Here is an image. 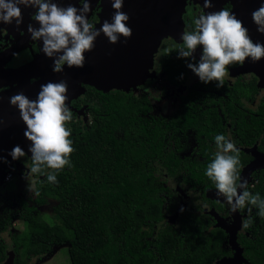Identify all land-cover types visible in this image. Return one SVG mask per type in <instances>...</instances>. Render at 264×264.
Here are the masks:
<instances>
[{
  "label": "trees",
  "instance_id": "16d2710c",
  "mask_svg": "<svg viewBox=\"0 0 264 264\" xmlns=\"http://www.w3.org/2000/svg\"><path fill=\"white\" fill-rule=\"evenodd\" d=\"M178 50L177 46L163 56L167 78L174 85L186 70V59L178 58ZM85 90L90 127L82 132L74 120L67 125L75 148L72 166L59 172L56 184L48 183L46 176H34L39 195L30 192L37 206L55 202L56 222H44L26 201L13 199L8 201L10 214L0 220V233L18 219L23 231L12 239L16 250L41 256L67 244L69 264H214L228 256L226 233L214 228L198 206L180 212L174 226L165 221V215L177 208L175 187L206 202L205 193L216 189L205 172L217 148L214 132L219 131L200 132L203 159L191 161L179 156L180 134L195 127L189 109L156 117L143 96L101 93L89 86ZM248 254L250 264H255V256Z\"/></svg>",
  "mask_w": 264,
  "mask_h": 264
},
{
  "label": "clouds",
  "instance_id": "9594fccd",
  "mask_svg": "<svg viewBox=\"0 0 264 264\" xmlns=\"http://www.w3.org/2000/svg\"><path fill=\"white\" fill-rule=\"evenodd\" d=\"M109 2L114 14L111 21L104 20L99 29L88 18L92 12L91 0H79V8L73 4L61 7L54 0H0V23L11 25L15 22L19 28L23 24L21 6L34 8L31 20L39 27L29 23L27 32L32 41H42V52L53 60V72L62 73L65 65L70 69L83 68L84 54L93 50L101 34L113 45L120 37L125 42L131 38L129 16L122 11L124 0ZM212 6V0H204V8ZM252 20L258 33L264 34V3L252 12ZM194 24V31L182 34L178 58L194 60L196 49L202 46L199 62L188 63L187 67L204 84L217 82L218 87L223 86L228 66L243 63L248 58L253 61L264 58V44L254 42L243 22L227 8L202 13ZM67 93L66 81H49L40 86L35 100L23 92L9 98L11 106L18 108L27 128L24 136L31 142V163L25 165L28 169L25 177L31 180L29 192L36 190L37 181L33 176H46L48 183L56 184L59 172L72 166L70 157L75 148L67 125L73 120V113L67 104ZM214 140L218 150L207 165L205 175L215 183L217 196L224 197L233 213L250 205L258 209V216L264 217V199L259 193L250 192L247 180L240 176L242 165L236 144L224 134L216 135ZM10 155L17 160L26 154L20 146H15ZM36 194L39 195L38 190ZM252 207H248V217L241 221L242 229L253 223Z\"/></svg>",
  "mask_w": 264,
  "mask_h": 264
},
{
  "label": "flooded vegetation",
  "instance_id": "af4514ba",
  "mask_svg": "<svg viewBox=\"0 0 264 264\" xmlns=\"http://www.w3.org/2000/svg\"><path fill=\"white\" fill-rule=\"evenodd\" d=\"M232 1L222 0V3H220L212 0L213 6L211 8H204V0H185L182 13L184 32L195 30L194 20L202 13L217 12L227 8L229 11L234 12L236 17L243 22L254 42L264 44V34L258 33L257 26L252 20V12L258 9L261 3H264V0ZM233 3L236 6H234ZM98 8L97 6L89 17L90 21L95 25L98 23ZM34 13L35 9L33 8L32 12L28 13L26 16L23 24L12 33H8L7 31L0 32V53L10 48L28 33V24L35 23L31 20V16ZM165 42H167V45L163 47V44H161L154 58V79L147 80L142 86L143 91L138 95L134 93L136 92L135 90H130L126 94L145 97L151 108V114L156 117H168L182 107L191 111L192 118L196 121L195 127L188 129L185 135L184 133L180 134V157L187 158L191 161H201L203 159L198 148V141L203 139L200 132L204 129H216L219 132H214L215 135L224 134L230 137L240 151V161L242 165L240 168V175L251 163L259 162L257 165H260V168L253 171L250 175L251 181L248 184V190L253 194L259 193L261 198L264 199V163L261 161V157L264 154V58L258 61H253L251 58H248L243 63H235L228 66V75L224 78L223 86L218 87L217 82L208 84L202 83L187 67L188 63L199 62L202 49L197 48L194 53V60L186 59V70L177 78L178 85H174L171 84L167 78L163 56L183 42L175 44L171 39H167ZM30 45L31 49L17 53L5 65L4 70L19 69L30 63L33 57L39 53L38 41H32ZM36 81L38 80L32 79L30 82L34 83ZM16 87H18V84L3 87L0 89V93ZM82 96L83 95L72 100L70 102V107L72 108L73 120L79 123L81 131L84 132V130H87L91 125V115L88 105L83 103L84 98ZM160 97H172V102L167 113L162 112L163 109L161 108L162 102L160 103ZM189 138L192 139L193 144L187 151V140H189ZM209 143L212 144L213 142L209 141ZM217 150V148H213L212 152L216 153ZM26 162V156L15 160L13 169H16V164H19V167H21L20 171L25 176V173L28 171L25 167ZM14 173L16 172L14 171ZM32 179H34V176ZM14 180H17V177L13 175L9 182H14ZM4 188L5 187L0 189L1 198L7 194L6 188ZM177 188L178 187H175L174 191L176 192V210H179L184 201V197L178 192ZM182 190L187 197H189V203L185 210L188 207L198 206L200 208V214L207 215L209 217L208 221L214 222V228H216L217 220L211 212L216 214L220 219L225 220L228 224L232 222V211L225 199L219 201L217 199L206 198L208 192L217 193V189L208 190L205 193L204 198L207 202L202 199L200 195L186 188ZM8 201L10 200L5 199L2 201L3 205L0 207V220L5 218V213L10 214L12 210L8 205ZM248 207L252 206L246 205L244 209L237 211L240 222V229L236 237L237 244L242 250V255L246 261L243 264H250L246 257L248 253L255 256V264H264V217L258 216V209L252 207L251 217L253 223L251 227L242 229L241 221L248 217ZM176 210L174 213L165 215L166 222H172L170 219L176 213ZM14 220L15 218L9 221L10 225ZM174 223L175 224L171 223V225H176V220H174ZM2 234L4 233H0V243H3L4 249L0 250V264H11L10 262H12V264H41L44 258L50 259L54 257V255H52L53 249L49 253L41 256H27V254L22 253L21 249L16 250L14 243H12L11 246L5 243ZM16 237H18V235H16L14 239ZM226 244L229 249V255L225 256V258H231L233 256V251L230 249L227 240ZM65 245L67 244H63L62 246Z\"/></svg>",
  "mask_w": 264,
  "mask_h": 264
},
{
  "label": "water",
  "instance_id": "95a60500",
  "mask_svg": "<svg viewBox=\"0 0 264 264\" xmlns=\"http://www.w3.org/2000/svg\"><path fill=\"white\" fill-rule=\"evenodd\" d=\"M215 1L222 3V0ZM54 2L61 7H67L68 4H73L77 8L81 6L79 0H54ZM184 5L185 0H124L122 11L129 16L128 27L132 29L133 33L131 38L125 42V39L120 37L119 42L113 45L101 34L97 38L93 50L84 54L83 68L70 69L65 65L62 73H54L53 60L44 55L41 50L42 41H40L38 42L39 53L33 57L30 63L19 69L4 70L5 65L17 53L31 49L32 39L28 33L10 48L0 53V89L18 84V87L0 93V187L6 184L5 176L13 169L15 160L12 159L10 152L15 146H20L23 149L27 157L26 163H31V153L29 152L31 142L24 136L27 128L20 117L18 108L11 106L9 100L11 96L23 92L29 99L35 100L42 84L64 80L68 84L67 104L72 110L70 102L85 93V86L103 93L111 91L127 93L140 87L154 77V58L161 43L167 39H171L175 44L183 42L181 37L184 32L182 19ZM97 6L99 12L96 27L99 29L104 20L111 21L114 9L109 0H91L92 12L88 14V18ZM234 6L236 5L234 4ZM32 10L33 8L21 6L23 22ZM33 25L39 27L36 23ZM16 29L18 28L15 22L11 25L0 23V32L12 33ZM198 49H202V46ZM32 79L38 81L31 83ZM261 158L264 163V154ZM258 163L253 162L244 169L240 175L242 180L246 179L248 184L250 183L251 173L260 168ZM16 169H21L19 164H16ZM177 190L185 195L182 189L177 188ZM188 203L189 198H186L179 210L171 217V223L182 212L181 209L185 210ZM211 214L217 220L216 228L227 234L228 245L233 251L231 258H222L216 263H245L242 250L236 239L240 229L238 213L231 212L233 220L230 224L213 212ZM56 248L53 249V253ZM10 263L12 264V262Z\"/></svg>",
  "mask_w": 264,
  "mask_h": 264
},
{
  "label": "rangeland",
  "instance_id": "374dc122",
  "mask_svg": "<svg viewBox=\"0 0 264 264\" xmlns=\"http://www.w3.org/2000/svg\"><path fill=\"white\" fill-rule=\"evenodd\" d=\"M166 40H164L161 44H163V47L165 45H167V42H165ZM161 47V45H160ZM160 49V48H159ZM157 55V54H156ZM154 79V77L152 78ZM158 83V81H157ZM144 85V84H143ZM143 85H141L140 87H137L136 89H132L135 90L137 95L143 91ZM157 94V93H156ZM158 95V94H157ZM160 96V95H159ZM160 99V103H161V108L163 109V113H167L169 111V106L172 102V97H166V98H159ZM166 99V100H164ZM187 151L192 147L193 141L191 138H189V140H187ZM14 171L16 173H14ZM11 176H16L17 180H14L4 184V186L0 187V189H2L3 187L6 188V196L4 197H0V207L1 205H3L2 201L3 200H13V199H23L24 201H26V203L29 206H32L35 208L36 213L40 215V217L42 218V220L48 224H53L55 223V219L53 217V211H52V207L55 205L54 201H50L48 202L44 207H40L35 205L32 200H31V193L28 190V183H31V180H29V182L27 181L26 177L21 173V171L19 169H11L10 171ZM4 188V189H5ZM185 194V192H184ZM184 200L187 197V195H183ZM206 198H210V199H217L219 201H222L224 199V197H218L216 192H208L206 195ZM170 221H172V219H170ZM172 224H175L174 222ZM23 231V225L20 223V221L18 220H14L12 221L9 229L7 232H5L3 235V239L5 241V243H7L9 246L12 245V239L16 236L19 235L21 232ZM54 251V250H53ZM52 251V253H53ZM54 255V257L52 258H44V261L41 262V264H69V260H68V256H67V245L62 246V247H57L55 249V252L52 254ZM217 264V263H215Z\"/></svg>",
  "mask_w": 264,
  "mask_h": 264
},
{
  "label": "built area",
  "instance_id": "2783aa9c",
  "mask_svg": "<svg viewBox=\"0 0 264 264\" xmlns=\"http://www.w3.org/2000/svg\"><path fill=\"white\" fill-rule=\"evenodd\" d=\"M11 177H12L11 174L8 173V174L5 176L4 182H5V183H9Z\"/></svg>",
  "mask_w": 264,
  "mask_h": 264
}]
</instances>
